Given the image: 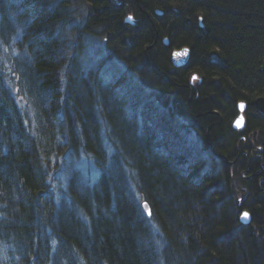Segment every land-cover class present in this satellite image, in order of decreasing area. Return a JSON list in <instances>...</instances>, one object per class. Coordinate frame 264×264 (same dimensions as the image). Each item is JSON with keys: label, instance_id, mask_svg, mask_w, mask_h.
<instances>
[{"label": "trees", "instance_id": "1", "mask_svg": "<svg viewBox=\"0 0 264 264\" xmlns=\"http://www.w3.org/2000/svg\"><path fill=\"white\" fill-rule=\"evenodd\" d=\"M258 96L264 0H0V264H264Z\"/></svg>", "mask_w": 264, "mask_h": 264}, {"label": "rangeland", "instance_id": "2", "mask_svg": "<svg viewBox=\"0 0 264 264\" xmlns=\"http://www.w3.org/2000/svg\"><path fill=\"white\" fill-rule=\"evenodd\" d=\"M79 5H81V4H79ZM80 7L81 6L75 5V7L72 8V6H71V9L74 11V14L71 10H69V13L71 16L72 24L74 26L71 25L69 28H65L66 31H64L63 33L61 32L62 38L67 39V41L70 43V46L72 47L71 54L73 53V51L75 49V45H74L75 34H73L71 32L72 28L77 29V28L81 27V25L83 23V16H85V12H83V9ZM132 22H133V19H132ZM81 52L82 53H80V55L78 56V59L80 60L83 71L87 72L91 68H94L102 59H104V57H105V46H104V43L98 37H96V38L89 37L85 41L84 49ZM104 66L105 67H104L103 75L106 76V74H110L109 77L116 76V74L119 70L124 69V65L122 64V62L118 61V59H115V58H110L108 61H106ZM190 82L193 85L196 83V81H194L192 79H190ZM143 91H145L146 94H148V92H149L147 89H143ZM26 110H27V108H26ZM26 113H27V115H29L30 112L26 111ZM244 115H246V109H245ZM102 125L105 126L104 123H102ZM188 132L189 133L191 132L189 134V136L191 137V140H193L195 143H197L199 145L201 143V140L198 137H196L191 130H188ZM250 143H251V141H250ZM251 145L254 147L253 143ZM260 149L257 150V147L253 148V153H256V151L261 152ZM245 155H246V157L250 156V154L246 151H245ZM239 157L240 156H238L232 160H227L226 158L224 159L222 157L225 164H227L228 169L231 170V174H234V178L236 177V173L233 171V168H235L234 165L236 164V161L239 159ZM244 175H246L244 178L247 181L252 177L251 175H249V174L247 175L246 173ZM263 179L261 180V182L264 181ZM236 181H237V179H236ZM261 182L260 181L258 182V187L260 186ZM262 190H264V188H262Z\"/></svg>", "mask_w": 264, "mask_h": 264}, {"label": "water", "instance_id": "3", "mask_svg": "<svg viewBox=\"0 0 264 264\" xmlns=\"http://www.w3.org/2000/svg\"><path fill=\"white\" fill-rule=\"evenodd\" d=\"M155 14H158V15H161L162 13L158 10L155 11ZM129 17L131 16H128L126 19H125V22L128 23V24H132V19H129ZM132 18V17H131ZM165 46L168 45V40L165 38L163 39V42H162ZM189 58H190V49L186 46H183L181 48H178V49H174L170 52V62L172 64V66L174 68H182L184 67L185 65H187L188 61H189ZM192 80H196L197 79V76L196 74H194L191 78ZM241 105H243V107H241ZM253 106L254 108L256 109V111L262 115H264V96H258L256 97L254 100H253ZM245 109H246V103L241 101V102H238L237 104V116L236 118L234 119L233 123H232V128L234 130H242L244 128V112H245ZM142 208L145 212V214L147 216H150L151 212H150V208H149V205L147 202H143L142 203ZM244 213H247L248 216L247 218H244L243 214ZM239 222L242 224V225H249L251 223V216H250V213L247 211V210H242L241 213H240V216H239Z\"/></svg>", "mask_w": 264, "mask_h": 264}, {"label": "flooded vegetation", "instance_id": "4", "mask_svg": "<svg viewBox=\"0 0 264 264\" xmlns=\"http://www.w3.org/2000/svg\"><path fill=\"white\" fill-rule=\"evenodd\" d=\"M244 117H245V115H244ZM245 121H246V117H245V120H244V124H245ZM240 155H241V153H240ZM240 155H238V156H240ZM237 156V157H238ZM249 157L250 156H247V166L249 167ZM249 171V170H248ZM248 171H246V173H248Z\"/></svg>", "mask_w": 264, "mask_h": 264}, {"label": "snow or ice", "instance_id": "5", "mask_svg": "<svg viewBox=\"0 0 264 264\" xmlns=\"http://www.w3.org/2000/svg\"><path fill=\"white\" fill-rule=\"evenodd\" d=\"M129 19H132V18L129 17ZM241 107H243V105H241ZM243 216H244V218H247L248 214L247 213H244Z\"/></svg>", "mask_w": 264, "mask_h": 264}, {"label": "bare ground", "instance_id": "6", "mask_svg": "<svg viewBox=\"0 0 264 264\" xmlns=\"http://www.w3.org/2000/svg\"><path fill=\"white\" fill-rule=\"evenodd\" d=\"M171 65H172V64H171ZM235 118H236V117H235ZM235 118H234V119H235ZM233 121H234V120H233ZM232 123H233V122H232ZM236 131H240V130H236Z\"/></svg>", "mask_w": 264, "mask_h": 264}]
</instances>
